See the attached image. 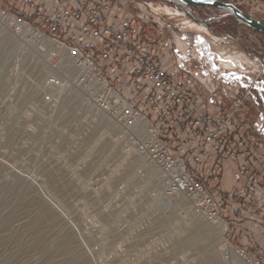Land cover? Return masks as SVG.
<instances>
[{
	"label": "rangeland",
	"instance_id": "374dc122",
	"mask_svg": "<svg viewBox=\"0 0 264 264\" xmlns=\"http://www.w3.org/2000/svg\"><path fill=\"white\" fill-rule=\"evenodd\" d=\"M144 2L169 5L135 0L131 6L145 9ZM178 10L175 21L188 20ZM193 11L212 23L194 20L209 30L187 22L171 32L175 55L193 73L230 82L231 90L224 87L227 99L249 91L245 114L252 123L264 121V33L231 14L219 21L214 7ZM5 24L0 17V264H240L224 237L213 232L215 225L191 202L179 204L183 197L166 198L154 162L84 100L73 84L79 70L66 68L59 58L50 64L54 50L42 38L14 26L8 31ZM5 38L11 44L1 55ZM240 53L247 56L245 72L229 58ZM220 63L233 66L224 70ZM48 73L58 85H46ZM176 77L187 79L182 72ZM237 185L233 170L221 179L225 189ZM201 226L199 241H192Z\"/></svg>",
	"mask_w": 264,
	"mask_h": 264
},
{
	"label": "built area",
	"instance_id": "2783aa9c",
	"mask_svg": "<svg viewBox=\"0 0 264 264\" xmlns=\"http://www.w3.org/2000/svg\"><path fill=\"white\" fill-rule=\"evenodd\" d=\"M223 1L264 20V0ZM133 2L0 0V17L14 20L17 31V22L29 25L37 35L79 55L86 70L75 71L73 84L154 162L166 183L164 196H188L199 216L213 225L225 224L228 250L247 264H264V242H259L264 236V121L247 118L249 91L227 99L224 87L231 90L230 82L184 68L169 34L185 20L163 18L148 2L136 11ZM166 2L210 27L212 21L193 11L197 6ZM214 8L219 21L229 14ZM49 56L55 65L52 60L60 61L62 52ZM245 63L239 59L234 67L245 72ZM177 72L187 79H178ZM44 81L59 84L52 73ZM230 170L238 185L225 189L221 179Z\"/></svg>",
	"mask_w": 264,
	"mask_h": 264
},
{
	"label": "bare ground",
	"instance_id": "6f19581e",
	"mask_svg": "<svg viewBox=\"0 0 264 264\" xmlns=\"http://www.w3.org/2000/svg\"><path fill=\"white\" fill-rule=\"evenodd\" d=\"M169 1H173V2H182V3H184V4H186L184 1H182V0H169ZM148 4H149V6H151V8H153L154 7V9L155 10H157V11H159V12H164V13H167V14H175L176 13V11L175 10H177V9H175V8H172L171 6H169V5H156L154 2H148ZM187 5V4H186ZM224 11H226V12H228L229 14H231V11H229L228 9L226 10V8L225 9H223ZM179 11V10H178ZM179 14L180 15H182L181 13H180V11H179ZM173 16V15H172ZM174 17H175V15H174ZM186 17H187V15H186ZM185 17V18H186ZM186 19H188V20H186L185 21V24L187 23V22H189L188 23V25L190 24L191 26H197L199 29H202V30H209L206 26H205V24L204 23H197V22H194V20L192 21V20H189V18H186ZM191 19V18H190ZM14 20H8V21H5V26L7 27V29H8V31H10V30H12V26H13V24H14ZM17 25H18V27H19V32L20 33H22L23 35L24 34H29V35H32L33 37H35V38H42L41 39V41H44L45 43H47L54 51H61L62 52V56H61V63H63V64H65L66 65V67H73L75 70H79V71H85L86 70V68H85V66H84V64H83V62H82V60H81V58H80V56L79 55H77V54H75L74 52H72L71 50H69V49H67V48H63V47H61V46H59L56 42H54L53 40H51V39H49V38H47V37H41V36H39V35H37V33H36V31L31 27V26H29V25H24V24H21V23H19V22H17L16 23ZM210 32V31H209ZM32 37V38H33ZM4 46L2 47V45H1V47H2V49H1V55H3L4 54V52L9 48V46H10V44H11V41L10 40H8V39H4ZM6 53V52H5ZM0 58H2L1 56H0ZM229 58H231V59H233V60H236V61H238L239 59H242L243 61H245L244 59H247V56H245L244 54H239V55H230L229 56ZM1 60V59H0ZM2 61V60H1ZM248 61H249V63H251V64H254V62L251 60V59H248ZM232 64H225L224 65V68H226V69H228V67H230ZM255 65V64H254ZM233 66V65H232ZM234 67V66H233ZM255 67H257V66H255ZM77 94V93H76ZM73 95V94H72ZM68 96V95H67ZM70 96V95H69ZM68 96V97H69ZM70 98V97H69ZM69 100V99H68ZM71 100V99H70ZM106 114V113H105ZM107 115V114H106ZM27 123V122H26ZM108 123V122H107ZM32 125V124H31ZM35 126V125H34ZM31 128V127H30ZM38 132V131H37ZM35 133V132H34ZM139 157L140 158H142V155H139ZM139 157H136V161H138L139 163L142 161V159H137V158H139ZM144 158V157H143ZM146 160V159H145ZM149 169H150V171H152L151 169H152V167L150 166L149 167ZM161 182V181H160ZM166 186V183H165V185H164V187ZM166 189H164V191H165ZM164 194H166V192H164ZM167 196V195H166ZM181 197H183V199H181L180 200V202L181 203H179V204H183L184 205V207H187L188 206V204H189V202H191V204H192V206H193V208H194V210H195V206H194V203H193V201L188 197V196H186V195H180ZM179 196V197H180ZM196 211V210H195ZM180 214V213H179ZM202 231H203V227L201 226V227H199L197 230H195V232L193 233V236H192V241L194 240V241H199V239H200V237H201V233H202ZM224 231H225V224L224 223H220L219 225H215V227L213 226V232H215V233H217V234H219L221 237H224ZM190 234V233H189ZM188 238V237H187ZM189 239V238H188ZM190 240V239H189ZM186 241V242H190V241ZM182 243V242H181ZM193 243V242H192ZM195 243V242H194ZM182 244H184V243H182ZM6 246V245H5ZM78 250V249H77ZM80 250H81V248H80ZM79 250V251H80ZM82 250H83V248H82ZM81 250V251H82ZM231 250V249H230ZM80 251V252H81ZM231 252L233 253V251L231 250ZM6 253V252H5ZM80 254H78V252L77 251H75L74 252V255H73V258L74 259H76V260H78L80 257H81V255L79 256ZM235 256H237L238 258H239V261H240V264H246L245 263V261L241 258V257H239L236 253H235ZM82 259V258H81ZM2 263V262H1Z\"/></svg>",
	"mask_w": 264,
	"mask_h": 264
},
{
	"label": "water",
	"instance_id": "95a60500",
	"mask_svg": "<svg viewBox=\"0 0 264 264\" xmlns=\"http://www.w3.org/2000/svg\"><path fill=\"white\" fill-rule=\"evenodd\" d=\"M189 6L198 7H222L231 11V15H234L237 20L251 27L252 29L264 33V23L256 18H253L246 14L241 9L237 8L229 2L223 0H182Z\"/></svg>",
	"mask_w": 264,
	"mask_h": 264
},
{
	"label": "snow or ice",
	"instance_id": "6c2138e0",
	"mask_svg": "<svg viewBox=\"0 0 264 264\" xmlns=\"http://www.w3.org/2000/svg\"><path fill=\"white\" fill-rule=\"evenodd\" d=\"M215 67V66H214Z\"/></svg>",
	"mask_w": 264,
	"mask_h": 264
}]
</instances>
